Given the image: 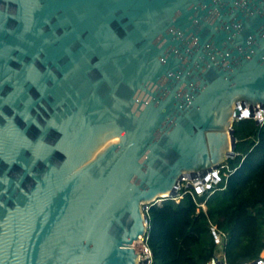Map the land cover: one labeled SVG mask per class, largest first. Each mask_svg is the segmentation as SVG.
<instances>
[{
    "label": "water",
    "instance_id": "95a60500",
    "mask_svg": "<svg viewBox=\"0 0 264 264\" xmlns=\"http://www.w3.org/2000/svg\"><path fill=\"white\" fill-rule=\"evenodd\" d=\"M258 105L264 0H0V264H138Z\"/></svg>",
    "mask_w": 264,
    "mask_h": 264
},
{
    "label": "trees",
    "instance_id": "16d2710c",
    "mask_svg": "<svg viewBox=\"0 0 264 264\" xmlns=\"http://www.w3.org/2000/svg\"><path fill=\"white\" fill-rule=\"evenodd\" d=\"M236 156L224 165L228 176L213 193L196 200L184 194L148 207L147 243L152 264H208L217 251L212 227L228 235L227 264L257 260L264 248V124L233 125ZM205 204V209L200 205Z\"/></svg>",
    "mask_w": 264,
    "mask_h": 264
},
{
    "label": "built area",
    "instance_id": "2783aa9c",
    "mask_svg": "<svg viewBox=\"0 0 264 264\" xmlns=\"http://www.w3.org/2000/svg\"><path fill=\"white\" fill-rule=\"evenodd\" d=\"M260 106L253 108V120L260 121V124H264V107L259 108ZM243 113H250L249 107L243 110ZM229 168L224 164L220 166L218 169H214L211 172H208L204 177H196V178H184L181 182L178 195L173 198L169 197L173 200L179 201L184 194H189L196 200L197 197L203 196L206 192L213 193L215 191L216 186L222 182L224 178L228 176ZM168 198V197H167ZM162 198L156 201L155 204H161L164 200L167 199ZM203 209H205V204L200 205ZM148 207L145 209V213L148 210ZM212 234L214 236L215 243L217 245V251L214 257L209 261L208 264H227L226 255H225V246L228 242V235L219 230L217 227H212ZM136 251L139 255L138 264H152L153 263V254L147 243V235L141 237L140 244L137 246ZM264 264V248L260 254V257L250 263L244 264Z\"/></svg>",
    "mask_w": 264,
    "mask_h": 264
},
{
    "label": "bare ground",
    "instance_id": "6f19581e",
    "mask_svg": "<svg viewBox=\"0 0 264 264\" xmlns=\"http://www.w3.org/2000/svg\"><path fill=\"white\" fill-rule=\"evenodd\" d=\"M258 106H260V105H258ZM259 108H262V107L260 106ZM140 241H141V237H139V239L137 241H135L132 246L136 249L137 246L140 244Z\"/></svg>",
    "mask_w": 264,
    "mask_h": 264
}]
</instances>
